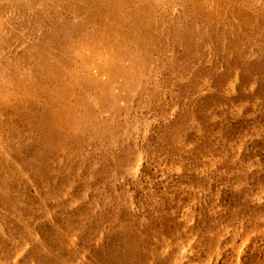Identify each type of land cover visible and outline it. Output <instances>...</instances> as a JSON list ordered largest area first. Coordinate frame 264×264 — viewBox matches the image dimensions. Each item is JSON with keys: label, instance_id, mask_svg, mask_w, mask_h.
<instances>
[{"label": "rangeland", "instance_id": "rangeland-1", "mask_svg": "<svg viewBox=\"0 0 264 264\" xmlns=\"http://www.w3.org/2000/svg\"><path fill=\"white\" fill-rule=\"evenodd\" d=\"M0 264H264V0H0Z\"/></svg>", "mask_w": 264, "mask_h": 264}]
</instances>
